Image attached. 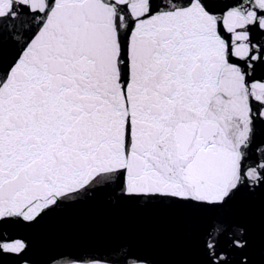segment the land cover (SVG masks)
Returning <instances> with one entry per match:
<instances>
[{"label":"snow or ice","instance_id":"obj_1","mask_svg":"<svg viewBox=\"0 0 264 264\" xmlns=\"http://www.w3.org/2000/svg\"><path fill=\"white\" fill-rule=\"evenodd\" d=\"M0 264H264V0H0Z\"/></svg>","mask_w":264,"mask_h":264}]
</instances>
